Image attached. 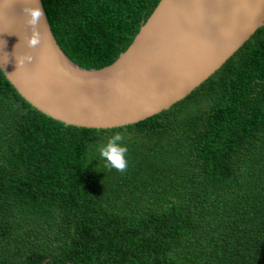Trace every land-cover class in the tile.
Returning <instances> with one entry per match:
<instances>
[{
  "label": "trees",
  "instance_id": "16d2710c",
  "mask_svg": "<svg viewBox=\"0 0 264 264\" xmlns=\"http://www.w3.org/2000/svg\"><path fill=\"white\" fill-rule=\"evenodd\" d=\"M84 69L123 53L160 0H42ZM116 133L124 173L97 149ZM0 264H264V27L144 121L51 120L0 69Z\"/></svg>",
  "mask_w": 264,
  "mask_h": 264
},
{
  "label": "water",
  "instance_id": "95a60500",
  "mask_svg": "<svg viewBox=\"0 0 264 264\" xmlns=\"http://www.w3.org/2000/svg\"><path fill=\"white\" fill-rule=\"evenodd\" d=\"M39 6L41 43L23 8ZM264 27V0H160L109 66L84 69L68 53L42 0H0V69L51 120L87 128L144 121L223 69ZM25 56L33 59L18 61Z\"/></svg>",
  "mask_w": 264,
  "mask_h": 264
},
{
  "label": "clouds",
  "instance_id": "9594fccd",
  "mask_svg": "<svg viewBox=\"0 0 264 264\" xmlns=\"http://www.w3.org/2000/svg\"><path fill=\"white\" fill-rule=\"evenodd\" d=\"M25 15V24L30 29L31 35L27 38V46L29 48H36L41 43V33L38 31V25L44 17V11L39 7H25L23 8ZM31 56H25L18 61L19 66H23L25 61H31ZM100 158L104 161L105 167L114 169L119 173H124L128 168V160L126 158L128 148L124 145L121 134H114L106 144L97 149Z\"/></svg>",
  "mask_w": 264,
  "mask_h": 264
}]
</instances>
